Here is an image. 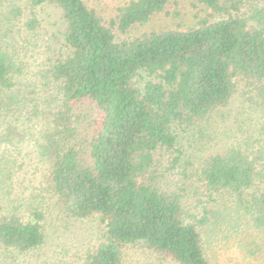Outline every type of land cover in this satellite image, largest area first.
Returning a JSON list of instances; mask_svg holds the SVG:
<instances>
[{"label": "trees", "instance_id": "16d2710c", "mask_svg": "<svg viewBox=\"0 0 264 264\" xmlns=\"http://www.w3.org/2000/svg\"><path fill=\"white\" fill-rule=\"evenodd\" d=\"M194 1L204 8L195 26L126 38L166 14L170 0H131L109 18L83 0H0V255L29 254L46 240L45 214L22 198L32 189L20 180L32 181L19 160L24 148L42 166L38 197L103 226L81 264H133L134 251L209 264L198 225L213 211L188 212L189 191L207 203L228 197L261 226L264 7ZM42 5L60 13L66 54L31 82L26 54L39 55L38 42L29 48L38 22L28 10ZM83 105L93 114L78 112ZM220 124H230L229 142L197 159L206 126Z\"/></svg>", "mask_w": 264, "mask_h": 264}, {"label": "rangeland", "instance_id": "374dc122", "mask_svg": "<svg viewBox=\"0 0 264 264\" xmlns=\"http://www.w3.org/2000/svg\"><path fill=\"white\" fill-rule=\"evenodd\" d=\"M83 1L88 7L94 8L109 18L117 7L131 0ZM251 2L254 6L264 7V0H251ZM166 11V14L156 15L149 23L132 28L126 38H133L150 30H185L195 26L204 16V8L197 5L194 0H170ZM28 17H34L38 22L36 33L30 39L29 48L33 49L34 42H38L36 52H39V55L26 54L29 65L28 79L34 82L40 75L38 70L47 69L46 67L51 62L65 55L66 51L61 48L59 36L62 21L59 11L54 6L42 5L32 11L28 10ZM144 79L143 76L136 78L135 82L139 88L145 82ZM78 112L84 116L93 114L89 105L79 106ZM231 112L235 114L232 109ZM229 126L230 124H220L218 127L206 126L209 137L201 143L202 145L193 148L197 159L204 154L206 156L225 147L231 137ZM187 138L191 137L187 136ZM185 143L186 148H192L193 145H189L187 141ZM23 155L24 158L19 156V160L23 164V171L32 181L26 177L25 182L22 175L20 180L24 182L23 185L32 189L27 190L22 198L28 203H33L37 208L39 207V210L45 214L43 223L46 240L44 245L34 252L23 255L15 254L7 258L0 255V259H4L3 264H81L86 252L100 242L103 233L102 224L96 217L75 220L63 214L60 215L51 200L38 197L36 194L43 196L36 190L39 177L43 172L41 163L37 162L34 151L29 148H24ZM195 167L197 168L193 165V168ZM30 193L32 196L29 195ZM15 196L13 192L8 200L14 199ZM184 201L186 210L195 216H201L202 207L207 206L213 211V215H208V220L204 225H198L204 254L209 264H264V221L259 226L248 215L236 210L228 197L224 199L219 196L216 200L207 203L208 200L198 190L196 194L189 191ZM8 210L10 211L11 208ZM134 252L140 257L136 258L133 264H171L162 262L146 252ZM126 264H129L128 260Z\"/></svg>", "mask_w": 264, "mask_h": 264}]
</instances>
